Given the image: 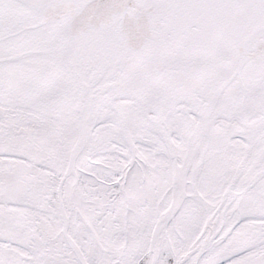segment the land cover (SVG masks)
<instances>
[{"label":"snow or ice","instance_id":"obj_1","mask_svg":"<svg viewBox=\"0 0 264 264\" xmlns=\"http://www.w3.org/2000/svg\"><path fill=\"white\" fill-rule=\"evenodd\" d=\"M0 264H264V0H0Z\"/></svg>","mask_w":264,"mask_h":264}]
</instances>
